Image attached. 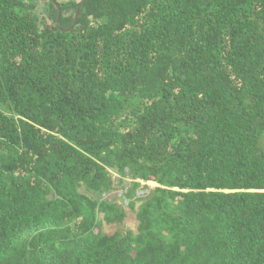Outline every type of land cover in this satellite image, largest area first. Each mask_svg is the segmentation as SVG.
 I'll use <instances>...</instances> for the list:
<instances>
[{"label":"trees","instance_id":"trees-1","mask_svg":"<svg viewBox=\"0 0 264 264\" xmlns=\"http://www.w3.org/2000/svg\"><path fill=\"white\" fill-rule=\"evenodd\" d=\"M82 1L0 0V264H264V0Z\"/></svg>","mask_w":264,"mask_h":264},{"label":"rangeland","instance_id":"rangeland-1","mask_svg":"<svg viewBox=\"0 0 264 264\" xmlns=\"http://www.w3.org/2000/svg\"><path fill=\"white\" fill-rule=\"evenodd\" d=\"M144 184L145 183H143V182L141 183V185H144ZM146 184L148 185V187H149L150 190L153 189L156 186L155 183H150V184L149 183H146ZM114 196H118V197L121 198L122 197V190L119 189L117 191H114V192L110 193V195L108 197L111 198V197H114ZM124 207H125V210H126L127 215H128V221L126 223V227L128 229L133 230L135 232L136 226H137V222H136V218H135V211H130L126 207V205ZM103 230H104L105 233H112L113 231H115V227L114 226L104 225L103 226Z\"/></svg>","mask_w":264,"mask_h":264},{"label":"water","instance_id":"water-1","mask_svg":"<svg viewBox=\"0 0 264 264\" xmlns=\"http://www.w3.org/2000/svg\"><path fill=\"white\" fill-rule=\"evenodd\" d=\"M85 0L82 1V3L77 7V10L75 12V16H74V21L73 23L71 24V26L69 28H67L66 30H62L60 29V26H59V23H60V16H61V12H60V9L59 7L56 5V9H57V18H56V22H55V26L60 29L61 31L63 32H67L69 30H71L77 23V20H78V15H79V12L84 4Z\"/></svg>","mask_w":264,"mask_h":264},{"label":"bare ground","instance_id":"bare-ground-1","mask_svg":"<svg viewBox=\"0 0 264 264\" xmlns=\"http://www.w3.org/2000/svg\"><path fill=\"white\" fill-rule=\"evenodd\" d=\"M151 182H149V184H150Z\"/></svg>","mask_w":264,"mask_h":264}]
</instances>
